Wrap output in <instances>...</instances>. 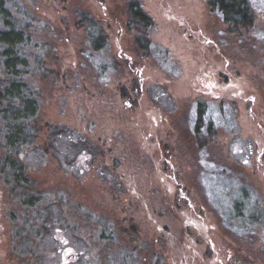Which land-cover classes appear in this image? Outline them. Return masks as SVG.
Instances as JSON below:
<instances>
[{
  "label": "rangeland",
  "instance_id": "rangeland-1",
  "mask_svg": "<svg viewBox=\"0 0 264 264\" xmlns=\"http://www.w3.org/2000/svg\"><path fill=\"white\" fill-rule=\"evenodd\" d=\"M2 1L38 113L0 264H264V0Z\"/></svg>",
  "mask_w": 264,
  "mask_h": 264
},
{
  "label": "trees",
  "instance_id": "trees-1",
  "mask_svg": "<svg viewBox=\"0 0 264 264\" xmlns=\"http://www.w3.org/2000/svg\"><path fill=\"white\" fill-rule=\"evenodd\" d=\"M224 2H231L236 5L233 8V14H230L233 17L225 19L226 22L231 21L235 24L242 22V25L249 26L250 17L240 14L241 11H239L243 5L241 0H207L208 6L221 12ZM138 5L139 0H127L126 3V12L133 24L136 25L135 29L132 30L134 32H137L138 28L142 27L140 22L143 25L147 22L144 18L145 14H143ZM244 10L246 11V9ZM0 18L4 26V29H0V69L3 73L0 76V124L2 126L1 133L4 135L3 153L5 154L0 165L2 174L6 175L7 173L10 179H13L12 184L27 193L34 188V185L24 173L25 165L21 161L19 152H21L23 144L32 145L33 139L36 137L34 132H36L37 127L33 125L35 124L34 117L38 113V103L28 85L29 83L24 79L26 73L29 72L28 57L21 52L20 48L27 44V37L24 36L21 28L14 26L12 15L2 0H0ZM9 103L10 105H8ZM197 118L198 129L202 124V110L197 111ZM25 133L27 134L26 136H24ZM247 192L243 194L247 196ZM29 198H32L31 202L33 203L35 197L30 196ZM244 200L250 201L249 199ZM244 200L241 202L242 205ZM251 215L249 220L253 222L256 218H254L253 214ZM235 217L238 218L239 215ZM245 261L247 260L245 259Z\"/></svg>",
  "mask_w": 264,
  "mask_h": 264
}]
</instances>
